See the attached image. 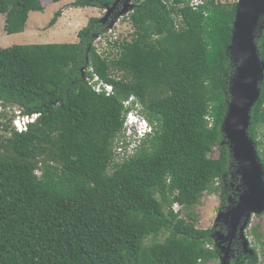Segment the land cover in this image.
<instances>
[{
    "label": "trees",
    "instance_id": "16d2710c",
    "mask_svg": "<svg viewBox=\"0 0 264 264\" xmlns=\"http://www.w3.org/2000/svg\"><path fill=\"white\" fill-rule=\"evenodd\" d=\"M115 1L72 6L106 10ZM202 1L194 8L189 0H133L122 17L133 32L110 41L108 55L95 46L109 31L100 17L79 31L78 43L0 48V107L39 115L22 132L14 117L3 125L10 135L0 139V264L218 262L214 229L199 228L193 208L205 193L222 192V208L239 193L222 131L237 0ZM44 10L43 0H0L8 34ZM257 45L264 60V30ZM94 74L111 94L93 88ZM133 108L154 131L118 159ZM262 127L264 82L249 129L264 164ZM253 231L260 239L259 227ZM251 248L254 256L241 264H258Z\"/></svg>",
    "mask_w": 264,
    "mask_h": 264
},
{
    "label": "water",
    "instance_id": "95a60500",
    "mask_svg": "<svg viewBox=\"0 0 264 264\" xmlns=\"http://www.w3.org/2000/svg\"><path fill=\"white\" fill-rule=\"evenodd\" d=\"M134 9L133 0H116L106 7L101 22L113 29L120 19ZM117 21V22H116ZM264 30V0H237L233 35L228 47L235 63L231 78L228 110L222 124L235 174L238 176V197L221 210L215 226L226 228L216 231L215 245L220 249L222 264L231 263V242L238 238L249 248L246 229L253 215L264 212V164L260 160L257 144L251 137V112L260 99L264 82V60L260 56L257 39ZM84 70V69H83ZM251 257L254 251L251 248Z\"/></svg>",
    "mask_w": 264,
    "mask_h": 264
},
{
    "label": "rangeland",
    "instance_id": "374dc122",
    "mask_svg": "<svg viewBox=\"0 0 264 264\" xmlns=\"http://www.w3.org/2000/svg\"><path fill=\"white\" fill-rule=\"evenodd\" d=\"M74 0H62L60 2H52L51 0H43L45 7L44 11H31L29 14V20L26 29L23 32L8 34L5 30V15L0 13V48H9L15 45H32V44H49V43H78L80 38L78 33L81 29L85 28L91 17H104L106 10L93 7H75L72 6ZM61 10L62 14L58 17L57 22L53 26H49L50 21L54 17L57 11ZM117 22V21H116ZM133 32L131 22L124 21L123 18L117 22L113 30L108 32L102 38L95 40V46L101 54H106L109 48V42L115 39L129 38ZM113 56L110 57V59ZM140 111V107H139ZM18 109L8 107L4 109L0 107V139H5L8 134L3 128V125L7 124L9 118L14 117V120L18 117ZM13 120V125L14 124ZM259 140L263 142L261 151L264 150V127L259 130ZM115 152L120 153L115 147ZM117 153V154H118ZM212 155L214 157L219 156L218 148H215ZM121 155L118 154L116 158L121 159ZM222 192L218 193H205L201 201L193 208V211L198 217L197 226L202 229L214 228L217 223L218 214L222 210ZM238 197V195L236 196ZM176 210L181 209V214L184 218H187L188 210L185 208H175ZM259 227L262 233L259 239L254 231L253 227ZM222 227L219 226L218 231ZM226 229V228H225ZM227 231L222 232L225 234ZM246 235L250 242V245L257 248L259 255L258 264H264V212L259 215H253L250 223L246 229ZM220 234H216L215 237H219ZM241 243L243 253L245 254L244 261L251 258V246L247 248L240 239H237ZM234 239L231 242L232 253L237 249L234 245ZM231 253V256H232ZM239 259V254H237ZM231 259V258H230ZM213 264H220V261Z\"/></svg>",
    "mask_w": 264,
    "mask_h": 264
},
{
    "label": "built area",
    "instance_id": "2783aa9c",
    "mask_svg": "<svg viewBox=\"0 0 264 264\" xmlns=\"http://www.w3.org/2000/svg\"><path fill=\"white\" fill-rule=\"evenodd\" d=\"M184 1H188V0H184ZM202 3H203L202 0H189V4H191L194 8L198 7V5ZM112 30L113 29H109L108 32ZM102 37L104 36L98 35L95 40L102 38ZM89 82L93 86V88L98 92L106 91L107 94H111L113 91L112 85L103 82L97 74H94V78L89 79ZM126 104H129V102H127ZM37 116L39 115L38 114H35L33 116L22 115L21 112H19L17 119L14 120V124H15L14 126L19 132L25 131L28 127V122H30L31 120H34L35 118H37ZM127 119L129 120L130 124L133 122V120L139 121V126L136 132L133 131L130 125L127 126L125 137L118 141L117 150L120 153L118 152L117 153L120 155L122 153L123 155L122 157L134 154L137 148L142 143V141L145 138H147V136L153 134V131H154L149 121L144 116H142L141 114L135 111L134 112L130 111L128 113ZM177 207L178 206L176 205L175 208Z\"/></svg>",
    "mask_w": 264,
    "mask_h": 264
},
{
    "label": "flooded vegetation",
    "instance_id": "af4514ba",
    "mask_svg": "<svg viewBox=\"0 0 264 264\" xmlns=\"http://www.w3.org/2000/svg\"><path fill=\"white\" fill-rule=\"evenodd\" d=\"M238 190V189H237ZM231 199V198H230ZM227 208V207H226ZM226 208H222L223 210H225ZM219 226H215L213 229H214V234H213V237L214 236H216V231H217V229H219L218 228ZM220 230L222 231V232H224L226 229L225 228H220ZM236 239V241L234 242V245H235V247H236V251L235 252H233L232 253V256H231V260H232V262L234 261V262H237L236 260H238V263L239 264H241L240 262L241 261H243L244 260V258H245V254L243 253V249H242V247H241V243H240V241H238L237 239L238 238H235ZM214 245H215V241H214ZM217 246V245H216ZM220 250V249H219ZM220 253H221V251H220ZM237 254H239V259H238V257H237ZM220 256H221V254H220ZM219 261H220V264H222V262H221V260H220V257H219ZM247 261V260H246ZM245 261V262H246ZM243 264V263H242Z\"/></svg>",
    "mask_w": 264,
    "mask_h": 264
},
{
    "label": "clouds",
    "instance_id": "9594fccd",
    "mask_svg": "<svg viewBox=\"0 0 264 264\" xmlns=\"http://www.w3.org/2000/svg\"><path fill=\"white\" fill-rule=\"evenodd\" d=\"M131 111H132V112L135 111V112L139 113V112H138L137 110H135L134 108H133ZM139 114H140V113H139ZM137 115H138V114H137ZM127 117H128V113H127L126 118H125V121H124V130H123L124 136H125V132H126V128H127V126L130 125V127L133 129L134 132L137 131L138 126H139V121H134V120H133V122L130 124V122H129V120L127 119ZM35 120H36V118H35L34 120H31L30 122H28V125L31 124V123H33ZM125 123H126V124H125Z\"/></svg>",
    "mask_w": 264,
    "mask_h": 264
}]
</instances>
